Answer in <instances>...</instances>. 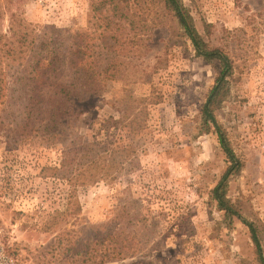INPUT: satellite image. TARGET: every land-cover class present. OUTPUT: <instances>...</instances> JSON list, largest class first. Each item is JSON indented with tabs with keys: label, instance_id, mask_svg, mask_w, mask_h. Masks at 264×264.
Returning <instances> with one entry per match:
<instances>
[{
	"label": "rangeland",
	"instance_id": "obj_1",
	"mask_svg": "<svg viewBox=\"0 0 264 264\" xmlns=\"http://www.w3.org/2000/svg\"><path fill=\"white\" fill-rule=\"evenodd\" d=\"M114 1L0 0V247L13 264H76L88 227L114 216L146 235L142 252L97 264H259L248 228L235 218L228 223L210 199L227 160L213 129L202 128L199 109L220 64L195 55L160 0L120 3L129 15L120 22L129 28L133 17L137 26L120 76L77 103L57 129L25 121L4 89V71L17 68L5 60L12 23L38 34L86 29L96 42L91 19L118 18ZM182 1L209 47L232 62L214 108L242 162L227 198L258 225L264 254V0ZM90 142L99 145L97 179L72 186L74 178L51 175L61 163L72 174Z\"/></svg>",
	"mask_w": 264,
	"mask_h": 264
},
{
	"label": "trees",
	"instance_id": "obj_2",
	"mask_svg": "<svg viewBox=\"0 0 264 264\" xmlns=\"http://www.w3.org/2000/svg\"><path fill=\"white\" fill-rule=\"evenodd\" d=\"M160 1L163 8L175 18L181 33L190 41L195 55L206 61L216 60L220 64L214 85L199 109L202 128L205 131L210 127L213 129L227 160L225 170L210 191V199L224 212V219L228 223L235 218L248 228L257 260L259 264H264L258 225L245 218L227 198L229 178L241 169L242 162L214 116V108L225 93L226 79L232 73V62L219 48L209 47L182 0ZM121 2L127 0H115L111 6L121 11L118 18L115 12L114 20H109L105 13L100 14V18L106 19L104 24L97 18L91 19L94 22L91 24L90 34L96 42L86 39V29L71 33L70 29L53 28L48 33L38 34L25 24L12 23L9 34L5 36V60L8 67L14 65L17 68L12 73L4 71V89H10L11 99L18 104L25 121L30 118L44 121L42 130H55L60 120L69 116L77 103L88 96H100L108 80L120 76L121 66L124 64L123 54L131 50L130 44L134 43L137 34L134 31L137 26L133 17L128 20L129 28L120 22L122 16L123 19L129 17L126 5L120 4ZM131 31L134 32L132 35ZM2 82L0 78V84ZM79 158L81 160L76 161L77 165L72 168V174L66 173V163H61L59 167H50L51 175L68 180L74 178L75 180L70 181L72 186L77 178L97 179L100 169L98 143L90 142L83 153L79 154ZM118 224L113 216L99 224L90 225L81 244L85 250L83 259L76 264L104 263L141 253L139 245L143 243L146 235L131 233ZM139 227L143 232L146 224L142 222Z\"/></svg>",
	"mask_w": 264,
	"mask_h": 264
},
{
	"label": "built area",
	"instance_id": "obj_3",
	"mask_svg": "<svg viewBox=\"0 0 264 264\" xmlns=\"http://www.w3.org/2000/svg\"><path fill=\"white\" fill-rule=\"evenodd\" d=\"M0 264H13L12 260L8 257L2 247H0Z\"/></svg>",
	"mask_w": 264,
	"mask_h": 264
}]
</instances>
